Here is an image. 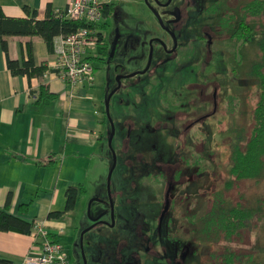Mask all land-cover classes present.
<instances>
[{
  "label": "rangeland",
  "instance_id": "1",
  "mask_svg": "<svg viewBox=\"0 0 264 264\" xmlns=\"http://www.w3.org/2000/svg\"><path fill=\"white\" fill-rule=\"evenodd\" d=\"M247 1L171 0L164 6L168 0H117L125 16L108 18L106 68L90 60L96 83L104 79L107 95L115 91L106 140L111 160L98 175L102 192L89 188V200L69 215L70 264H84L90 251L95 264L102 253L106 264H216L211 256L223 247L198 228L211 194L226 180L233 144L241 139L245 145L250 135L259 82L248 71L264 23V17L247 18L258 34L241 44L229 42L219 19L237 17ZM178 7H187L186 18L174 28ZM172 38L177 47L169 55ZM90 183L97 186L98 179ZM165 191L179 203L162 219ZM225 198L223 210L244 201L254 206L264 201V179L239 181ZM262 210L238 243L242 264H264V204ZM74 224L79 229L72 234Z\"/></svg>",
  "mask_w": 264,
  "mask_h": 264
},
{
  "label": "crops",
  "instance_id": "2",
  "mask_svg": "<svg viewBox=\"0 0 264 264\" xmlns=\"http://www.w3.org/2000/svg\"><path fill=\"white\" fill-rule=\"evenodd\" d=\"M70 1L1 0L0 5L6 17L25 18L27 15L23 8L28 7L37 11V20H44L48 6L51 12L63 11ZM105 2L114 4L117 21L125 16L117 0ZM104 20L108 24V18L103 17L102 22ZM102 35L108 53V36L105 37L104 32ZM28 42L31 43L35 65H44L47 69L42 76L30 80L10 74L0 43V209L5 207L10 196L9 213L29 222H41L48 234L55 236L63 246L64 254L70 260L69 246L72 245V249L75 246L74 240H68L67 236L70 233L69 215L89 200V188L96 187L99 194L102 192L103 177L98 175L111 160L106 149L110 131L105 109V87L108 84L104 79L97 84L93 73L91 84L71 87L66 80L51 71L55 57L48 52L45 42L39 37L8 38V57L19 63L25 60V45ZM97 57L104 61L95 60ZM105 57L100 56V45L87 55L88 61H96L99 69L106 68ZM42 88L57 98L38 100ZM52 155L55 164L49 167L37 165V161ZM92 176L98 179L97 186L90 183ZM71 186H81L85 191L78 198L74 210L59 219L48 220L49 213L65 210V194ZM31 200L33 202L28 212L20 214L18 207ZM78 227L74 224L75 232L72 234L77 233ZM43 243L42 237L32 234L0 232V259L8 260L11 264H25L28 257L41 253ZM88 257L86 264L96 263L93 251L88 253ZM106 261L102 253L97 263L106 264Z\"/></svg>",
  "mask_w": 264,
  "mask_h": 264
},
{
  "label": "trees",
  "instance_id": "3",
  "mask_svg": "<svg viewBox=\"0 0 264 264\" xmlns=\"http://www.w3.org/2000/svg\"><path fill=\"white\" fill-rule=\"evenodd\" d=\"M1 1V0H0ZM209 9V8H208ZM241 14L238 19L223 17L219 19V25L229 29V42H240L245 44L254 39L259 33L256 40L257 59L254 60L248 71L250 78L259 82V93L255 107L252 111L253 125L250 135L243 145L241 139L233 144L231 151V162L226 171L227 177L223 181L222 188L211 194L212 203L208 209L206 207L205 214L201 218L198 231L207 233L210 239L217 243H221L223 252L212 254L211 258L216 264H242L243 256L238 253L239 245H242L243 235L251 233L253 220L259 222L262 216V200H255L256 204L250 206L245 201L237 202L233 206H229L226 210L222 207L226 201V194L229 193L236 183L242 180H253L259 184L264 179V23L258 33L247 22V18L264 17V0H249L245 2L241 8ZM27 15L25 18L6 17L0 5V43L6 56V68L12 76H23L28 80L34 77H40L46 72L44 65L36 66L33 58L31 43L25 45L26 59L21 63L11 60L8 57L7 39L11 37H39L48 49L53 52V40L57 36H67L77 29L85 26L96 27L98 33V45H100V56H108L106 43L102 33L107 30L108 24L104 22L96 25L87 24L84 21H73L57 16L56 12H51L50 6L46 9V18L37 20V11L28 7L23 8ZM114 4H106L103 10V17L109 18L114 13ZM95 60L104 61L103 58L97 57ZM57 96L48 93L44 88L40 90L38 100L56 99ZM56 163L54 156H49L43 161H37V165L41 167H49ZM85 193L84 189L79 187H69L66 190V206L63 212H51L47 215L48 220L59 219L64 214L74 210L78 198ZM10 196H8L5 207L0 209V232H13L22 235H34L33 224L35 221L29 222L20 216L9 213ZM32 200L27 204L18 207L20 214L28 212L32 204ZM207 204V203H206ZM190 217V216H189ZM257 217V219H255ZM210 232V233H208ZM38 237V236H37ZM40 237V236H39ZM48 239L58 242L55 236L47 235ZM245 237V236H244ZM63 247V246H62ZM0 264H11L10 261L0 259Z\"/></svg>",
  "mask_w": 264,
  "mask_h": 264
},
{
  "label": "built area",
  "instance_id": "4",
  "mask_svg": "<svg viewBox=\"0 0 264 264\" xmlns=\"http://www.w3.org/2000/svg\"><path fill=\"white\" fill-rule=\"evenodd\" d=\"M105 0H71L63 11L56 15L73 21H84L87 24H100L103 21ZM98 29L85 26L67 36H57L53 40L55 61L51 71L66 80L71 87L83 83L91 84L94 80L93 66L88 61V52L98 46ZM34 237L44 239L41 253L28 257L25 264H70L59 242L48 239V232L41 222L33 224Z\"/></svg>",
  "mask_w": 264,
  "mask_h": 264
},
{
  "label": "flooded vegetation",
  "instance_id": "5",
  "mask_svg": "<svg viewBox=\"0 0 264 264\" xmlns=\"http://www.w3.org/2000/svg\"><path fill=\"white\" fill-rule=\"evenodd\" d=\"M171 3V0H170V2H169V4ZM168 4V5H169ZM162 5H164L165 6V2H163V4ZM167 5V6H168ZM210 6H208L207 8H206V10L209 8ZM187 10V7H183V8H181V7H178L176 10H175V12H174V18L172 19V23L174 24V28L175 27H177V26H179L181 23H182V20H184L185 18H184V14H185V11ZM183 12V13H182ZM238 17L239 16H237V17H234L233 19L234 20H237L238 19ZM229 18H232V17H228V19ZM228 34V33H227ZM170 37H173L172 35H171V33H170ZM172 40V45H171V47L170 48H168V52H167V54H172L175 50H176V42H175V39L174 38H172L171 39ZM175 42V43H174ZM174 46V47H173ZM173 48V49H172ZM172 49V50H171ZM109 54V53H108ZM107 57V56H106ZM152 60V59H151ZM151 60H150V62L149 63H151ZM105 62H106V60H105ZM106 64H107V62H106ZM150 65H148V70L147 71H149V67ZM137 74H139V73H137ZM137 74H135V75H137ZM119 80V79H118ZM119 87H120V84L118 83V87L116 88V90H118L119 89ZM115 92V91H114ZM114 94V93H113ZM108 96V95H107ZM111 98V97H110ZM203 99V98H202ZM169 102H171L170 100H168ZM160 111V110H159ZM165 119H166V117H165ZM109 120V119H108ZM111 120V119H110ZM127 122H129V121H127ZM109 123H110V121H109ZM131 123V122H130ZM133 126V125H132ZM167 188H172L171 187V183L170 184H168L167 185ZM111 190V189H110ZM166 191H167V189H166ZM166 191H165V193H164V195H163V199L165 198V202L167 203L166 204V211L163 213V216H162V219L165 217V215L168 213V212H173V211H176V210H178L177 208H174V209H172V205L174 204V203H176V204H178L179 202H178V200H175V201H169L168 200V196L167 195H165L166 194ZM114 225H113V223H112V225H111V227H113ZM82 256H85L83 253H82ZM135 257V256H134ZM120 260L122 261H124V258L122 259V256H121V254H120ZM135 260H136V257H135ZM85 262H86V259H85ZM86 264V263H85Z\"/></svg>",
  "mask_w": 264,
  "mask_h": 264
},
{
  "label": "water",
  "instance_id": "6",
  "mask_svg": "<svg viewBox=\"0 0 264 264\" xmlns=\"http://www.w3.org/2000/svg\"><path fill=\"white\" fill-rule=\"evenodd\" d=\"M170 0H168V3L165 4V6H167L169 4ZM152 59V53L150 54V60ZM149 60V62H150ZM114 91L111 92L107 98H106V101H105V109H106V115H107V118L109 119L110 121V124L112 123L111 120H110V117H109V112H108V106H109V100H110V97L113 95ZM111 135H110V138H109V146L111 145V141H112V138H113V135H114V130H113V127L111 125ZM114 167V166H113ZM112 173V171H111ZM111 173L108 175V178H107V191H108V196H109V201H110V204H111V198H110V184H109V181H110V177H111ZM112 208V207H111ZM112 218H113V208H112ZM85 260H84V264H85Z\"/></svg>",
  "mask_w": 264,
  "mask_h": 264
}]
</instances>
